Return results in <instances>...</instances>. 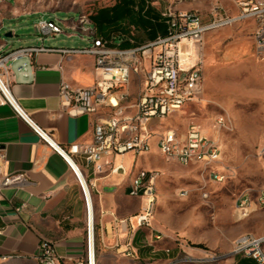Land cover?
<instances>
[{
	"label": "crops",
	"instance_id": "1",
	"mask_svg": "<svg viewBox=\"0 0 264 264\" xmlns=\"http://www.w3.org/2000/svg\"><path fill=\"white\" fill-rule=\"evenodd\" d=\"M116 4L121 6L122 0H115L112 5L99 7L93 13L97 17L99 26L91 24L97 38L106 42L110 48L120 50L145 46L167 33L164 17L167 10L182 13L199 10L203 13L204 9L198 3L173 6L170 3L167 6L164 2L159 4L152 0H130L133 11L131 18L112 16L109 22L102 21L97 11ZM228 5L230 12L234 14L236 11L234 4ZM29 15L31 14L24 13L14 0H0V33H10L12 36L8 29L9 24ZM74 24V18L66 23L72 31H75ZM254 27L253 20H246L235 26L206 34L202 50L203 90L198 95L199 99H202L204 89L206 92L210 90L208 80H214L217 85L214 74L230 70L228 62L244 54V51L253 44L250 35ZM236 31L238 34H235ZM246 35L249 38H245ZM80 36V40L85 42L84 46L89 45L90 40L87 35L80 33ZM226 44L227 51L218 60L221 54L219 51ZM11 50L13 49L8 42L0 40V52ZM145 65L147 66V62ZM20 67L21 70L13 71L9 76L12 95L31 120L38 127L49 132L54 142L63 148H67L72 143H89L93 125L108 118L117 109H120L125 116H132L136 112L135 104L143 91V77L132 73L128 85L124 88L127 98L119 104L120 106H108L98 102L94 113L70 116L63 110L58 97L59 82L63 79L74 87L93 85L97 80V72L92 57L40 53L33 57L29 66H25V71L22 64ZM189 106L198 105L195 102L190 103L182 111L165 120L150 122L148 128L151 134V149L149 152L138 156L125 153L111 158L114 165H122L124 172L97 176L93 174L91 168L86 166L83 159L77 157L79 171L90 194L95 236L103 254L120 255L123 258L130 256V259L144 261L151 255L166 257L174 255V259L184 253L198 259L207 256L208 251L189 249L182 244L181 238H177L170 232L162 234L163 237L156 241L157 232H154L153 228L136 229L134 235L137 232L139 239L128 246L131 228L126 222L118 226L120 221L133 217L140 209L141 200L128 195L129 184L137 172L158 171L163 176L162 170L168 167L152 165L151 158L160 159L170 166L178 163L176 160H165L157 148L156 140L157 135L166 130L175 131L177 135H184L192 116L195 120L201 118ZM209 131L210 136L215 134L211 129ZM206 133L208 134L207 131ZM0 145L6 158L7 171L22 174L25 178L22 184L10 186L2 192L0 264L12 258L33 259L42 241H48L54 245L62 264H76L85 257L88 235L87 208L76 175L66 161L48 147L8 105L2 104L1 100ZM18 209L20 210L17 211ZM115 227L120 230L117 235ZM116 244H119L120 248H117ZM148 244H152V247ZM139 247L147 250L141 253L138 251ZM231 256L233 264H238L241 259L254 264L251 259L240 255ZM2 258L6 259L2 260Z\"/></svg>",
	"mask_w": 264,
	"mask_h": 264
},
{
	"label": "built area",
	"instance_id": "2",
	"mask_svg": "<svg viewBox=\"0 0 264 264\" xmlns=\"http://www.w3.org/2000/svg\"><path fill=\"white\" fill-rule=\"evenodd\" d=\"M238 14L228 15L221 7L211 9L210 18L205 21L203 16L191 11L187 13L167 10L164 13L167 24V34L158 37L145 46L120 50L110 48L106 42L96 37V31L90 21L87 26H81L79 34H85L90 40L89 45L77 48H56L45 45L26 46L9 52H0V100L8 105L16 116L21 118L44 141L58 153L69 165L82 188L87 214L88 235L85 257L76 264H95V230L93 225L90 194L87 184L79 171L77 157L91 168L93 174L102 176L108 173L124 172L122 165H114L112 157L125 153L135 156L147 153L151 149L149 124L152 120L162 121L182 111L190 103H199L198 95L203 90V41L206 34L246 20H253V41L257 55L264 53V0H247L237 2ZM89 20V18H88ZM35 30L42 41L54 38L63 33L59 22L54 18L40 16L35 23ZM40 53H60L62 55H84L93 58L97 72V80L91 86L74 87L61 79L58 87V97L63 110L70 116L92 114L98 102L108 106H120L127 98L124 88L130 81L131 74L143 77V91L138 99L136 112L125 116L120 109L115 110L108 118L93 125L89 143H72L67 148L56 144L49 132L38 127L20 108L11 93L9 76L13 71L21 70L20 65H30L33 57ZM147 62V66L145 65ZM189 121L184 135L166 130L157 135L156 145L165 160H176L180 165L199 166L202 172L209 174L216 182H221L224 175L214 170V164L220 157V145L210 137L195 119ZM231 120L228 116L218 115L211 122L213 132L229 131ZM261 152L264 154V144ZM162 174L158 171L140 170L132 178L128 195L141 200L137 214L120 224L128 223L131 232L128 236V246L131 245L136 229L152 228L157 208L156 183ZM25 181L24 175L10 173L6 169V158L0 145V199L2 192L13 185ZM186 195L181 192V196ZM207 193L202 198L207 199ZM264 205V195L257 201ZM251 201L240 197L235 213L239 219L246 218L251 213ZM18 209L17 211H19ZM90 231L92 234V251L90 248ZM116 235L120 233L115 227ZM157 232L155 240L162 238ZM152 247V244H148ZM120 248L119 244H116ZM231 255H240L251 259L254 264H264V235L245 233L239 235L232 245ZM221 256H211L200 259L215 261ZM6 258H2L5 260ZM33 259L37 264H62L56 254L54 245L42 241Z\"/></svg>",
	"mask_w": 264,
	"mask_h": 264
},
{
	"label": "rangeland",
	"instance_id": "3",
	"mask_svg": "<svg viewBox=\"0 0 264 264\" xmlns=\"http://www.w3.org/2000/svg\"><path fill=\"white\" fill-rule=\"evenodd\" d=\"M115 0H14L24 13L31 14L9 24L11 37L0 33V40L8 42L11 49L40 46L34 23L44 14L56 19L63 33L43 40L52 47L77 48L84 46L80 34L66 23L74 18L73 27L87 26L88 18L102 6L112 5ZM167 6L172 4L198 3L204 20L210 18L214 7H221L228 15H237L238 1L247 0H152ZM234 4V14L228 4ZM237 24V23H236ZM235 26V24L233 25ZM231 27V26H230ZM222 30V29H219ZM72 34L73 36H68ZM238 34V31L235 32ZM244 54L232 58L230 70L217 72L214 80H208L209 92L204 89L198 106H189L201 118L197 123L209 133L212 119L218 115L231 120L229 131L213 132L212 137L220 145V157L214 170L225 177L221 182L211 179L199 166L184 167L178 163L170 166L160 159L151 158L152 165L168 167L156 183L157 208L152 228L154 232L171 234L181 238L189 249L208 251L206 257L221 256L215 261H202L187 254L169 257L151 255L148 260L130 259L120 255L103 254L95 238V264H233V241L241 234L264 235V205L258 197L264 195V53L257 55L254 41ZM245 37V36H244ZM245 38H249L246 35ZM228 45L220 49L219 58ZM245 50V47H244ZM215 73V72H214ZM208 93V94H207ZM181 192L186 195L181 196ZM207 193V199L202 194ZM247 197L251 213L239 219L235 206L240 197ZM96 237V236H95ZM205 257V258H206ZM160 259V260H159ZM1 264H37L29 258H12Z\"/></svg>",
	"mask_w": 264,
	"mask_h": 264
},
{
	"label": "trees",
	"instance_id": "4",
	"mask_svg": "<svg viewBox=\"0 0 264 264\" xmlns=\"http://www.w3.org/2000/svg\"><path fill=\"white\" fill-rule=\"evenodd\" d=\"M112 13H113V15H112ZM97 15L102 17V19H103L102 21H108V22L111 20L112 16H114L115 18H118V17H122V18L129 17V18H131L133 16V11H132V7H130V0H128V1L122 0V5L121 6H119V5L117 6V4H116L113 7L100 9V10L97 11ZM96 19H97V17L94 16L93 14L89 17V21L92 24H95V25L99 26V24H97ZM100 25H101V23H100ZM166 34L167 33H165L164 35H166ZM94 230H95V227H94ZM138 239L139 238L137 237V232H136L135 235L133 236L132 243L137 242ZM146 250L147 249L143 248V247H139L138 248V251L141 252V253L143 251H146ZM238 264H252V262L248 261V260H242L241 259V260H239Z\"/></svg>",
	"mask_w": 264,
	"mask_h": 264
},
{
	"label": "bare ground",
	"instance_id": "5",
	"mask_svg": "<svg viewBox=\"0 0 264 264\" xmlns=\"http://www.w3.org/2000/svg\"><path fill=\"white\" fill-rule=\"evenodd\" d=\"M90 218H91V213H90ZM90 225H91V219H90ZM90 248H91V251H92V234H91V231H90Z\"/></svg>",
	"mask_w": 264,
	"mask_h": 264
},
{
	"label": "water",
	"instance_id": "6",
	"mask_svg": "<svg viewBox=\"0 0 264 264\" xmlns=\"http://www.w3.org/2000/svg\"><path fill=\"white\" fill-rule=\"evenodd\" d=\"M5 36H6V37H10V36H11V34H10V33H8V34H5Z\"/></svg>",
	"mask_w": 264,
	"mask_h": 264
}]
</instances>
